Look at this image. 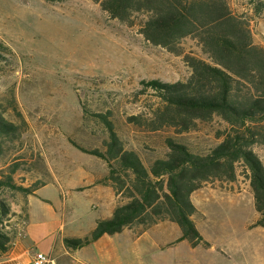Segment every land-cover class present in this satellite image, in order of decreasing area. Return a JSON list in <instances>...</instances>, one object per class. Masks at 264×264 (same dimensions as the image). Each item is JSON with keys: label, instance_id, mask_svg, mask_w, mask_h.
<instances>
[{"label": "trees", "instance_id": "1", "mask_svg": "<svg viewBox=\"0 0 264 264\" xmlns=\"http://www.w3.org/2000/svg\"><path fill=\"white\" fill-rule=\"evenodd\" d=\"M92 1L109 19L128 26L134 24V15H143V39L182 56L190 74L171 84L141 81V93L150 90L157 104L147 116L126 118L146 132L173 131L175 136L164 139L162 156L143 161L123 143L110 111L91 114L106 134L100 148H84L68 138L77 150L105 163L106 175L96 184L110 187L118 202L111 216L98 219L87 235L65 237V249L75 251L124 230L138 236L165 221L178 227L176 241L208 247L192 220L197 212L190 195L207 184L234 182L237 166L248 181L258 216L250 228L264 229V166L253 149L264 147V47L254 43L250 26L264 20V2L247 0L249 12L235 13L228 0ZM186 38L196 43L203 58L183 54L179 44ZM12 63L10 48L0 43V72ZM89 113L84 107L85 118ZM214 118L225 124L214 146L201 150L177 138ZM26 127L13 99L0 103V255L15 236L11 199L20 196L23 209L27 196L52 181L44 161L25 149L21 136ZM20 172L28 177L26 184L16 182Z\"/></svg>", "mask_w": 264, "mask_h": 264}, {"label": "rangeland", "instance_id": "2", "mask_svg": "<svg viewBox=\"0 0 264 264\" xmlns=\"http://www.w3.org/2000/svg\"><path fill=\"white\" fill-rule=\"evenodd\" d=\"M228 3L235 13L250 10L247 0ZM143 18L134 15V24L129 26L111 20L92 0H0V43L10 48L13 60L0 72V103L13 99L23 116L25 149L40 157L59 179L75 182L72 195L85 220L90 213L84 209L94 187L88 185V178L104 175L107 168L102 160L70 145L68 138L84 148L101 147L106 134L91 114L110 111L123 143L143 161L162 156L164 139L175 136L170 129L146 132L126 121L137 114L147 116L157 104L150 90L141 93V81L171 84L185 81L190 74L182 56L143 39L139 33ZM250 26L254 43L264 47V20ZM179 48L183 54L203 58L192 39L182 40ZM84 107L90 112L87 118ZM224 128L214 118L209 123L198 122L194 131L177 138L203 150L219 142L216 133ZM253 149L264 166V147ZM237 177L240 184L246 180L239 166ZM24 178L28 177L20 172L16 182L26 184ZM54 192L47 187L39 194L51 197ZM11 206H23L21 197L11 199ZM89 210L98 213V202Z\"/></svg>", "mask_w": 264, "mask_h": 264}, {"label": "crops", "instance_id": "3", "mask_svg": "<svg viewBox=\"0 0 264 264\" xmlns=\"http://www.w3.org/2000/svg\"><path fill=\"white\" fill-rule=\"evenodd\" d=\"M49 170L52 181L27 196L25 208L11 206L15 236L7 252L0 255V264H33L38 254L49 256L52 264H264V229L250 228L258 216L247 180L240 184L236 177L231 183L207 184L190 195L197 212L192 220L208 247L176 241L178 227L165 221L138 236L124 230L67 251L63 239L87 235L98 219L111 216L117 199L110 187L96 184L106 173L97 178L88 175V185L94 187L84 209L90 213L85 220L72 195L75 182L59 179ZM79 175L83 179V174ZM47 187L54 189V195L40 196ZM94 202L100 206L98 213L88 212Z\"/></svg>", "mask_w": 264, "mask_h": 264}, {"label": "built area", "instance_id": "4", "mask_svg": "<svg viewBox=\"0 0 264 264\" xmlns=\"http://www.w3.org/2000/svg\"><path fill=\"white\" fill-rule=\"evenodd\" d=\"M33 264H52V260L47 255L38 254L34 257Z\"/></svg>", "mask_w": 264, "mask_h": 264}]
</instances>
